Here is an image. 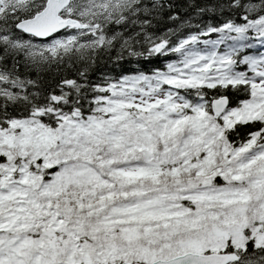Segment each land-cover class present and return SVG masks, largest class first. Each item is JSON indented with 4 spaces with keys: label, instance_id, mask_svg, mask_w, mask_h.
<instances>
[{
    "label": "snow or ice",
    "instance_id": "6c2138e0",
    "mask_svg": "<svg viewBox=\"0 0 264 264\" xmlns=\"http://www.w3.org/2000/svg\"><path fill=\"white\" fill-rule=\"evenodd\" d=\"M0 264H264V0H0Z\"/></svg>",
    "mask_w": 264,
    "mask_h": 264
},
{
    "label": "trees",
    "instance_id": "16d2710c",
    "mask_svg": "<svg viewBox=\"0 0 264 264\" xmlns=\"http://www.w3.org/2000/svg\"><path fill=\"white\" fill-rule=\"evenodd\" d=\"M151 64L148 61H140V62H134V61H124L121 65H105V68L108 69L111 72H116L121 69H136V68H148Z\"/></svg>",
    "mask_w": 264,
    "mask_h": 264
}]
</instances>
